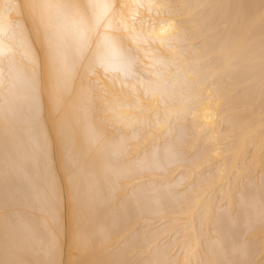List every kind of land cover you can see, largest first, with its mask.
<instances>
[{
    "label": "bare ground",
    "instance_id": "6f19581e",
    "mask_svg": "<svg viewBox=\"0 0 264 264\" xmlns=\"http://www.w3.org/2000/svg\"><path fill=\"white\" fill-rule=\"evenodd\" d=\"M4 184L0 264H264V0H0Z\"/></svg>",
    "mask_w": 264,
    "mask_h": 264
},
{
    "label": "rangeland",
    "instance_id": "374dc122",
    "mask_svg": "<svg viewBox=\"0 0 264 264\" xmlns=\"http://www.w3.org/2000/svg\"><path fill=\"white\" fill-rule=\"evenodd\" d=\"M16 182H17V184H16ZM22 182H23V180L20 179V183H19V180H18V181H14V182H13V185H21ZM7 185H8V184H6V185L4 184V186H5L7 189H5V187L3 188V186H2V189L0 188V189H1V190H0V194H2V196L7 195V194L9 193V189H10V188L7 187ZM6 191H8V193H7ZM2 192H3V193H2ZM18 193L23 194L22 191H21V192H17V194H18ZM18 196H19V194H18ZM21 196H22V195H21ZM22 198H23V197H22ZM22 198H21V199H22ZM3 205H8V203L3 204ZM9 206H11V205H9ZM18 225H19L18 222H15L13 225H10V228L13 229V231H15V229L17 228ZM15 227H16V228H15Z\"/></svg>",
    "mask_w": 264,
    "mask_h": 264
}]
</instances>
